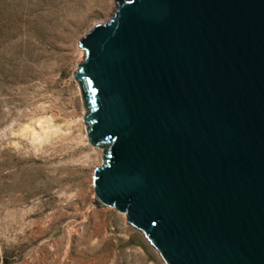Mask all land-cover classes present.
I'll list each match as a JSON object with an SVG mask.
<instances>
[{
	"label": "water",
	"instance_id": "obj_1",
	"mask_svg": "<svg viewBox=\"0 0 264 264\" xmlns=\"http://www.w3.org/2000/svg\"><path fill=\"white\" fill-rule=\"evenodd\" d=\"M114 13L82 38L75 72L104 148L97 199L166 264H264V0Z\"/></svg>",
	"mask_w": 264,
	"mask_h": 264
},
{
	"label": "rangeland",
	"instance_id": "obj_2",
	"mask_svg": "<svg viewBox=\"0 0 264 264\" xmlns=\"http://www.w3.org/2000/svg\"><path fill=\"white\" fill-rule=\"evenodd\" d=\"M115 11L116 0H0V264H166L95 194L104 148L75 72L82 38Z\"/></svg>",
	"mask_w": 264,
	"mask_h": 264
},
{
	"label": "bare ground",
	"instance_id": "obj_3",
	"mask_svg": "<svg viewBox=\"0 0 264 264\" xmlns=\"http://www.w3.org/2000/svg\"><path fill=\"white\" fill-rule=\"evenodd\" d=\"M40 120H41V119H40ZM44 121H45V120H44ZM34 122H35V121H34ZM38 122H39V120H38ZM41 123H42V122H39V125H40V126L44 125V123H43L42 125H41ZM36 124H37V123H36ZM33 126L35 127L36 125L34 124ZM34 127H32V126L30 127V125H28V126L25 125V127H23L22 130H21V134H24V135H25V134H30L31 137L33 138V140H39V139H40V135H39L40 133L37 134V133H36L37 130H34V129H35ZM46 127H47V126H46ZM39 128H41V127H39ZM44 129H45V128H44ZM47 131H50V130H47ZM38 132H39V131H38ZM45 132H46V130H45ZM19 134H20V133H19ZM46 134H47V132H46ZM42 135H45V133L42 134ZM48 135H50V133H49ZM22 136H23V135H22ZM41 137H42V136H41ZM44 137H45V136H44ZM48 137H49V136H48ZM45 138H46V137H45ZM41 140H42V139H41ZM41 140H39V141H41ZM44 140H45V139H43L42 141H44ZM39 141H38V143H40ZM41 143H42V142H41ZM41 143H40V144H41Z\"/></svg>",
	"mask_w": 264,
	"mask_h": 264
},
{
	"label": "trees",
	"instance_id": "obj_4",
	"mask_svg": "<svg viewBox=\"0 0 264 264\" xmlns=\"http://www.w3.org/2000/svg\"><path fill=\"white\" fill-rule=\"evenodd\" d=\"M85 84H86V87H87V88L91 89V88H90L89 81H87L86 79H85Z\"/></svg>",
	"mask_w": 264,
	"mask_h": 264
}]
</instances>
